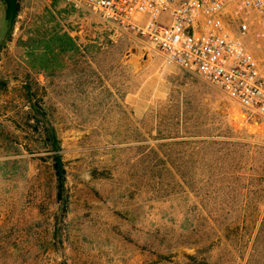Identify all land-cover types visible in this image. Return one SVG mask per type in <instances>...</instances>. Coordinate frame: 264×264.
Masks as SVG:
<instances>
[{"label": "rangeland", "instance_id": "rangeland-1", "mask_svg": "<svg viewBox=\"0 0 264 264\" xmlns=\"http://www.w3.org/2000/svg\"><path fill=\"white\" fill-rule=\"evenodd\" d=\"M17 2L10 27L0 5V264H264V125L236 126L130 31Z\"/></svg>", "mask_w": 264, "mask_h": 264}, {"label": "built area", "instance_id": "built-area-1", "mask_svg": "<svg viewBox=\"0 0 264 264\" xmlns=\"http://www.w3.org/2000/svg\"><path fill=\"white\" fill-rule=\"evenodd\" d=\"M132 32L264 125V0H44Z\"/></svg>", "mask_w": 264, "mask_h": 264}, {"label": "trees", "instance_id": "trees-1", "mask_svg": "<svg viewBox=\"0 0 264 264\" xmlns=\"http://www.w3.org/2000/svg\"><path fill=\"white\" fill-rule=\"evenodd\" d=\"M0 5L4 8L5 18L4 22L8 24L10 27L14 21V18L17 16L19 10V4L17 0H0ZM52 145L50 152L52 156H50V161L52 163V171L56 181V189L58 192V197H61V194L64 191V183H65V170L62 165L61 157L59 154V148L56 145V139L52 135Z\"/></svg>", "mask_w": 264, "mask_h": 264}, {"label": "bare ground", "instance_id": "bare-ground-1", "mask_svg": "<svg viewBox=\"0 0 264 264\" xmlns=\"http://www.w3.org/2000/svg\"><path fill=\"white\" fill-rule=\"evenodd\" d=\"M232 120L234 121V124L236 126H246L248 129H253V126H249L248 124L245 123V116L244 115H241L239 113H234L233 114V117H232ZM254 127H257L259 128V126H254ZM261 128V127H260ZM264 128V127H263Z\"/></svg>", "mask_w": 264, "mask_h": 264}]
</instances>
